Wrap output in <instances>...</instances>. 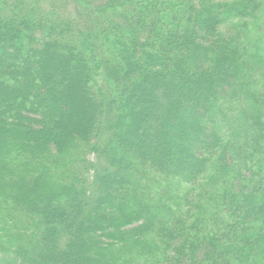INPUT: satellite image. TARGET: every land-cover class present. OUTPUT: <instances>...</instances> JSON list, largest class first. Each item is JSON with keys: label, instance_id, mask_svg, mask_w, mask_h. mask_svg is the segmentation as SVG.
Here are the masks:
<instances>
[{"label": "trees", "instance_id": "16d2710c", "mask_svg": "<svg viewBox=\"0 0 264 264\" xmlns=\"http://www.w3.org/2000/svg\"><path fill=\"white\" fill-rule=\"evenodd\" d=\"M0 264H264V0H0Z\"/></svg>", "mask_w": 264, "mask_h": 264}]
</instances>
